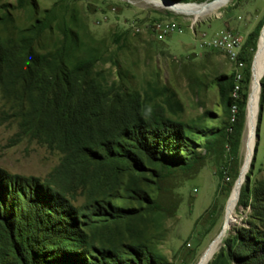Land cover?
<instances>
[{"label":"rangeland","instance_id":"1","mask_svg":"<svg viewBox=\"0 0 264 264\" xmlns=\"http://www.w3.org/2000/svg\"><path fill=\"white\" fill-rule=\"evenodd\" d=\"M230 1L195 18L151 0H0V36L15 38L19 29L35 19L46 18L47 26L36 43L40 52L67 33L73 39L68 45L71 54H94L91 75L105 88L137 92L149 104L162 101L160 93L164 87L169 88L175 92L182 110L177 115H166L189 121L210 111L216 118L205 123L219 127L221 108L215 79L233 74L238 90L249 67V98L252 61L264 26L263 23L255 49L248 46L239 56L246 36L264 15V0ZM166 23L170 29L159 38L157 25ZM224 36L225 46L213 43ZM261 90L260 81V123L251 187L264 178V88L260 105ZM10 105L0 89V112H10ZM246 131L245 115L237 155L222 141L207 151L203 138L196 137L191 145L201 158L189 167L161 171L157 183L147 188L154 199L152 209L128 231L122 225H111L105 218L110 215L107 203L139 208L136 201L120 192L121 186L118 194H113L115 190L108 188L116 182L100 185L90 176L80 179L72 164L63 163L62 150L24 136L14 122L2 121L0 216H7L12 223L25 219L26 226L32 227L44 223L41 211L45 208L68 212L72 218L63 216L65 224L85 239V245L76 249L79 253L87 248L91 255L86 258L88 262L97 258L102 247L116 248L138 241L162 254L165 264H196L223 227L228 198L243 162ZM248 213V209L236 204L224 238L245 224ZM50 223L55 228L63 224L57 218ZM5 237L0 226V250Z\"/></svg>","mask_w":264,"mask_h":264},{"label":"trees","instance_id":"2","mask_svg":"<svg viewBox=\"0 0 264 264\" xmlns=\"http://www.w3.org/2000/svg\"><path fill=\"white\" fill-rule=\"evenodd\" d=\"M263 23L264 15L246 36L239 56L248 46L255 49ZM46 26V18H39L19 29L15 38L0 36V89L11 104L10 112H0V122H14L24 136L62 150L63 163L72 164L80 179L90 176L100 185L116 182L108 188L115 190L113 194H118L121 186L120 192L136 201L139 208L107 203L110 215L105 218L111 225H122L128 231L136 226L137 219L154 205L147 188L157 183L161 171L189 167L201 158L191 145L196 137L203 138L202 145L207 151L222 141L234 155L238 154L246 115L249 67L235 96L233 74L215 79L221 108L219 127L205 123L216 118L210 111L182 121L166 115L167 112L177 115L182 110L175 92L169 88L164 87L160 93L162 101L153 104L141 100L137 92L105 88L91 75L94 54L82 57L71 54L68 45L73 39L67 33L51 48L40 52L36 43ZM261 86L260 105L264 73ZM259 123L260 114L256 134ZM256 151L257 143L255 154ZM254 160L255 157L237 201V205L249 210L245 224L235 227L222 240L209 264H264V178L251 187ZM54 210L43 209L44 223L32 227L26 226L25 219L12 223L7 216H0L1 230L6 235L0 264H165L162 254L138 241L116 248L102 247L97 258L88 262L86 258L91 255L87 248L79 253L76 249L85 245V239L72 231L73 227L65 224L63 218L72 217L66 211ZM53 215L63 224L55 228L50 223Z\"/></svg>","mask_w":264,"mask_h":264},{"label":"bare ground","instance_id":"3","mask_svg":"<svg viewBox=\"0 0 264 264\" xmlns=\"http://www.w3.org/2000/svg\"><path fill=\"white\" fill-rule=\"evenodd\" d=\"M161 6H164L170 10L178 13H185L188 15H193L195 18L205 15V13L216 11L221 6L226 5L230 0H211L204 3H188L180 4L168 2L166 0H151ZM231 2V1H230ZM264 73V26L261 30L260 37L257 44V50L252 61V77L250 93L247 102V113H246V135L244 140V156L243 162L240 168V173L234 186L230 192L227 206H226V216L224 220L223 227L219 234L208 244V246L202 251L196 264H207L213 255L216 253L217 249L222 243V240L230 229V225L233 221V211L237 204L240 188L243 184L242 180L245 178L246 173L249 170L251 163L252 153L255 146V130L257 125V115H258V97L260 89V81Z\"/></svg>","mask_w":264,"mask_h":264},{"label":"built area","instance_id":"4","mask_svg":"<svg viewBox=\"0 0 264 264\" xmlns=\"http://www.w3.org/2000/svg\"><path fill=\"white\" fill-rule=\"evenodd\" d=\"M170 26L171 25L169 23H166L164 25H161V24L157 25V32H158L159 38H161L170 29ZM213 43L225 46V43H227V36L216 38L214 39ZM228 45H230V43H228ZM237 88H238L237 85H235L233 93H232L233 96L236 95ZM232 111H234V108Z\"/></svg>","mask_w":264,"mask_h":264},{"label":"water","instance_id":"5","mask_svg":"<svg viewBox=\"0 0 264 264\" xmlns=\"http://www.w3.org/2000/svg\"><path fill=\"white\" fill-rule=\"evenodd\" d=\"M173 3H176V2H173ZM188 4V3H186ZM255 137H256V140H255V146H254V149H253V153H252V158H251V161L254 159L255 157V147H256V141H257V137L258 135L256 134V130H255ZM251 164V163H250ZM250 167V166H249ZM245 179V178H244ZM244 179L242 180V182L244 181ZM220 247V246H219ZM219 249V248H218Z\"/></svg>","mask_w":264,"mask_h":264}]
</instances>
